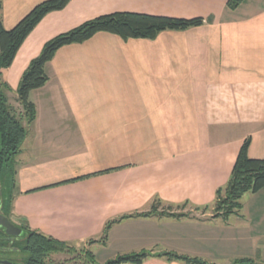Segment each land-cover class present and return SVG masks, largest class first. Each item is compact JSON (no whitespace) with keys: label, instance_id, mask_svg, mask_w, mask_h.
I'll list each match as a JSON object with an SVG mask.
<instances>
[{"label":"crops","instance_id":"0c3cea01","mask_svg":"<svg viewBox=\"0 0 264 264\" xmlns=\"http://www.w3.org/2000/svg\"><path fill=\"white\" fill-rule=\"evenodd\" d=\"M43 1L0 0L3 28ZM226 2L70 0L43 17L2 76L17 113L23 71L58 34L114 12L204 21L152 40L98 32L55 53L29 93L36 116L14 158V223L85 249L91 264L139 253L151 255L140 264H185L163 253L264 264V188L214 217L244 140L264 159V0ZM153 202L163 215L139 216Z\"/></svg>","mask_w":264,"mask_h":264},{"label":"trees","instance_id":"16d2710c","mask_svg":"<svg viewBox=\"0 0 264 264\" xmlns=\"http://www.w3.org/2000/svg\"><path fill=\"white\" fill-rule=\"evenodd\" d=\"M70 0H45L37 4L13 28L6 30L0 21V200L2 211L10 217L12 191L14 188V158L25 138L26 129L23 122L31 124L35 120L34 104L29 99V93L45 85L48 76L45 73L46 64L52 60L55 53L62 47L87 41L98 32H107L119 36L123 40L148 39L152 40L163 31H181L203 24V18H173L153 16L129 12H114L87 20L73 29L58 34L44 43L38 56L33 58L23 71L16 89V101L22 112L17 113L9 104L6 93L9 86L2 76L13 62L19 47L34 29V27L48 13L64 9ZM243 0H227V8L236 9ZM249 139H245L237 154L229 180L226 185L216 191L214 202V217L227 219L235 215L241 208L240 199L245 193H256L264 188V159L248 156ZM159 202H153L148 213L139 216L157 215ZM173 218H180L182 214H168ZM113 222H108L103 231V241L107 237L108 229ZM25 231V249L28 251V264H51L46 258L51 253H62L70 247L60 241L23 229ZM92 242V241H91ZM91 262L93 256L85 254ZM151 256L148 253L120 255L108 260L104 264H140ZM168 260H179L185 264H208L198 258H189L175 253L157 254ZM249 260H240L232 264H243Z\"/></svg>","mask_w":264,"mask_h":264},{"label":"flooded vegetation","instance_id":"af4514ba","mask_svg":"<svg viewBox=\"0 0 264 264\" xmlns=\"http://www.w3.org/2000/svg\"><path fill=\"white\" fill-rule=\"evenodd\" d=\"M1 160V159H0ZM0 212L2 211V201ZM4 215V214H3ZM8 218V217H7ZM11 223L23 230L22 227L14 223L10 217ZM25 236H8L5 230L0 227V264H28L29 254L25 249Z\"/></svg>","mask_w":264,"mask_h":264},{"label":"rangeland","instance_id":"374dc122","mask_svg":"<svg viewBox=\"0 0 264 264\" xmlns=\"http://www.w3.org/2000/svg\"><path fill=\"white\" fill-rule=\"evenodd\" d=\"M85 254V249L70 247L68 251L49 254L46 261L51 264H91V260ZM93 264H100V261L97 260Z\"/></svg>","mask_w":264,"mask_h":264},{"label":"water","instance_id":"95a60500","mask_svg":"<svg viewBox=\"0 0 264 264\" xmlns=\"http://www.w3.org/2000/svg\"><path fill=\"white\" fill-rule=\"evenodd\" d=\"M1 209V203H0ZM0 227L5 230L8 236H25V231L15 226L9 219L0 212Z\"/></svg>","mask_w":264,"mask_h":264}]
</instances>
